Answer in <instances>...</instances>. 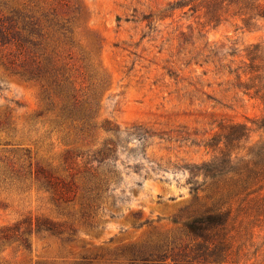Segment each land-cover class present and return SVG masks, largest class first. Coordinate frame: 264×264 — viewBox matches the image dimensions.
I'll return each instance as SVG.
<instances>
[{
    "label": "rangeland",
    "instance_id": "rangeland-1",
    "mask_svg": "<svg viewBox=\"0 0 264 264\" xmlns=\"http://www.w3.org/2000/svg\"><path fill=\"white\" fill-rule=\"evenodd\" d=\"M82 1L87 11L76 36L106 81L99 95V118L110 119L121 131L142 125L153 135H119L115 169L120 179L103 204L97 228H80L78 241L68 244L33 234L29 251L0 249V264H74L81 254L95 252L103 257L94 264H122L114 260V253L129 243L160 236L186 242L181 229L186 214L197 202L211 200L206 197L211 187L190 189V180L203 178L191 175L188 167L210 157L204 142L217 130L216 123L221 118L247 122L251 129L246 145L264 139V129L252 122L264 114L258 98L233 88L223 67L219 72L213 63L187 64L194 40L200 45L205 38L229 39L240 48L257 42L264 49V17L254 28L244 27L236 17L205 25L198 12L168 6L185 0ZM189 29L194 36L186 41ZM12 51L11 45L0 43V149L5 141L19 142L57 164L64 149L79 143L55 121L53 112L36 115L42 108L40 87L11 71ZM85 62L72 60L77 80L79 71L88 67ZM76 208L73 203L67 209ZM24 215L66 218L49 193L29 179L1 184L0 227Z\"/></svg>",
    "mask_w": 264,
    "mask_h": 264
},
{
    "label": "trees",
    "instance_id": "trees-1",
    "mask_svg": "<svg viewBox=\"0 0 264 264\" xmlns=\"http://www.w3.org/2000/svg\"><path fill=\"white\" fill-rule=\"evenodd\" d=\"M168 6L198 12L205 25L236 17L244 27L254 28L264 17V0H185ZM86 11L82 0H0V43L13 47L11 71L38 83L42 108L36 115L53 112L55 121L79 143L64 149L53 164L19 142H3L0 185L29 179L49 193L58 213L66 218L24 215L4 224L1 250L12 246L29 251L33 234L76 243L80 228H97L103 204L120 179L115 169L121 150L119 135L138 139L153 135L142 125L121 131L110 119L99 118V95L106 81L76 36ZM193 34L189 29L186 41ZM196 43L190 41L187 64L213 63L219 72L223 67L222 74L233 88L264 104V49L259 43L241 48L229 39L205 38ZM74 57L88 66L79 71L81 80L74 71L78 68L71 66ZM252 122L264 129V114ZM216 125L204 142L210 157L188 167L191 175L203 178L190 180V189L211 187L206 196L211 200L197 202L186 214L181 228L186 242L177 236L148 237L118 248L114 260L122 264H264V139L246 145L251 128L245 121L221 118ZM73 203L77 208L67 209ZM102 257L99 252L83 253L74 264H94Z\"/></svg>",
    "mask_w": 264,
    "mask_h": 264
}]
</instances>
